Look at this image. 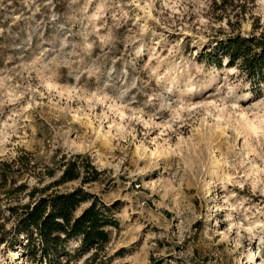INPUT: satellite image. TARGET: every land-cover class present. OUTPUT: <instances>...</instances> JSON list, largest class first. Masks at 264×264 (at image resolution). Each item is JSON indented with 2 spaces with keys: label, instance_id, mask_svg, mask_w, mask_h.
<instances>
[{
  "label": "rangeland",
  "instance_id": "rangeland-1",
  "mask_svg": "<svg viewBox=\"0 0 264 264\" xmlns=\"http://www.w3.org/2000/svg\"><path fill=\"white\" fill-rule=\"evenodd\" d=\"M263 31L264 0H0V160L88 155L108 264H264V82L197 56Z\"/></svg>",
  "mask_w": 264,
  "mask_h": 264
},
{
  "label": "trees",
  "instance_id": "trees-1",
  "mask_svg": "<svg viewBox=\"0 0 264 264\" xmlns=\"http://www.w3.org/2000/svg\"><path fill=\"white\" fill-rule=\"evenodd\" d=\"M227 6L233 4H212L218 10ZM197 56L217 67L226 59L228 67L235 66L255 83L264 82V31L207 41ZM99 174L90 157L81 153L61 154L50 164H40L22 150L0 160V250L17 248L33 264H108L97 254L108 242L106 227L117 228L114 205L100 203L82 187L97 181ZM23 175L34 184L18 182ZM77 180L79 185L70 190L57 188ZM82 203L86 205L77 212ZM70 240L77 246L67 249Z\"/></svg>",
  "mask_w": 264,
  "mask_h": 264
}]
</instances>
